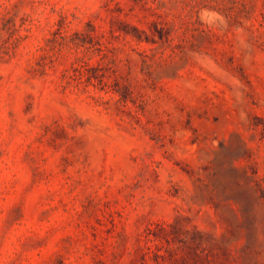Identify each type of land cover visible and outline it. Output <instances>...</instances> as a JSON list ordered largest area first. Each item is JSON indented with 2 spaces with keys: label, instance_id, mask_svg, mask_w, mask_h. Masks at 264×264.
<instances>
[{
  "label": "rangeland",
  "instance_id": "obj_1",
  "mask_svg": "<svg viewBox=\"0 0 264 264\" xmlns=\"http://www.w3.org/2000/svg\"><path fill=\"white\" fill-rule=\"evenodd\" d=\"M0 264H264V0H0Z\"/></svg>",
  "mask_w": 264,
  "mask_h": 264
},
{
  "label": "trees",
  "instance_id": "obj_2",
  "mask_svg": "<svg viewBox=\"0 0 264 264\" xmlns=\"http://www.w3.org/2000/svg\"><path fill=\"white\" fill-rule=\"evenodd\" d=\"M123 31H125V33H130L135 38H140L139 32L135 28H133L132 32L125 30V28H123ZM168 227L169 229L163 227L162 230L158 229L156 233L152 232V234L155 239H164L168 244L170 242L180 243L182 245V251L184 252L181 259L191 257L194 261L201 260L199 252L205 243H209L210 247H218L213 238L211 239L214 243L204 240L202 238L203 234L199 231H194L192 236H188L189 234L187 231H180L174 224H169Z\"/></svg>",
  "mask_w": 264,
  "mask_h": 264
}]
</instances>
